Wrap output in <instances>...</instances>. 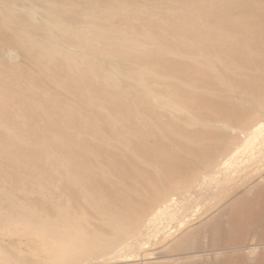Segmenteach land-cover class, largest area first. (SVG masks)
<instances>
[{"label": "rangeland", "instance_id": "1", "mask_svg": "<svg viewBox=\"0 0 264 264\" xmlns=\"http://www.w3.org/2000/svg\"><path fill=\"white\" fill-rule=\"evenodd\" d=\"M262 123L264 0H0V264H264Z\"/></svg>", "mask_w": 264, "mask_h": 264}, {"label": "bare ground", "instance_id": "2", "mask_svg": "<svg viewBox=\"0 0 264 264\" xmlns=\"http://www.w3.org/2000/svg\"><path fill=\"white\" fill-rule=\"evenodd\" d=\"M171 109H173L174 111L175 110H180V108L179 107H177L176 109L174 108V106H172V108ZM259 126V125H258ZM255 128H257V127H255ZM238 149V148H237ZM236 149V150H237ZM263 149H264V124L262 123V125H260L257 129H254V130H252L250 133H249V135H248V137L245 139V141H244V144H243V148L239 151V152H244L243 153V155L245 154V153H250V158H248L247 156H246V158H248V159H250L249 160V162L250 163H256V160H257V156L255 155V153L256 152H258V154L259 155H261V153H263L262 151H263ZM239 150V149H238ZM237 150V151H238ZM235 152V151H234ZM233 152V153H234ZM238 152V153H239ZM238 153L236 154V155H234L231 159H230V156L228 157L229 159H226V160H228L226 163H223V164H225V172H228L232 167H235L234 165H237V159L238 158H240L241 156H242V154H241V156L240 157H238L237 155H238ZM248 155V154H247ZM238 157V158H237ZM262 157V156H261ZM245 158V159H246ZM241 159V158H240ZM243 159V158H242ZM258 159H259V157H258ZM239 161V160H238ZM240 162V161H239ZM243 162V161H242ZM245 162H246V160H245ZM248 162V161H247ZM246 162V163H247ZM244 163V162H243ZM242 164V163H241ZM224 169V168H223ZM226 170H228V171H226ZM224 171V170H223ZM217 177V176H216ZM214 178H215V176H214ZM213 178V179H214ZM212 179V180H213ZM217 179V178H216ZM211 180V179H210ZM214 181H215V179H214ZM166 198H168V197H166ZM173 203H175V201L173 202ZM169 204H171V203H169ZM168 204V205H169ZM167 205V204H166ZM172 205V204H171ZM178 205V204H177ZM165 207V206H164ZM169 208H170V206H169ZM169 208H167V207H165L164 209H162V210H158V212L157 213H155V216L153 217V219H152V223H153V225L154 224H156L158 221H160V220H162V218H164V217H168V216H171L170 215V210H169ZM174 208V207H173ZM181 208H183L184 209V207H181ZM174 210V209H173ZM178 210V209H177ZM181 210V209H180ZM172 212H174V211H172ZM176 212V211H175ZM178 212H179V210H178ZM177 213V212H176ZM174 215V214H173ZM176 215V214H175ZM179 215V214H178ZM166 217V218H167ZM172 220V219H171ZM168 221V220H167ZM164 222V221H163ZM171 222V221H170ZM160 223V222H159ZM149 224V223H148ZM158 224V223H157ZM156 224V225H157ZM158 225H160V224H158ZM148 226V225H147ZM168 226V225H167ZM158 227V226H157ZM154 228H155V226H154ZM158 228H160V227H158ZM146 229V228H145ZM148 229V228H147ZM159 230V229H158ZM150 231V230H149ZM149 231H147V235H148V232ZM152 231V230H151ZM150 231V232H151ZM153 232H154V230H153ZM151 235V234H150ZM155 235V234H154ZM141 236V235H140ZM149 236V235H148ZM132 245V244H131ZM129 257V256H128ZM121 259V258H120Z\"/></svg>", "mask_w": 264, "mask_h": 264}]
</instances>
